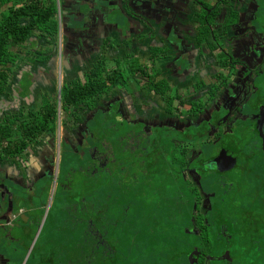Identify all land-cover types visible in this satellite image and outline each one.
I'll return each mask as SVG.
<instances>
[{"label": "flooded vegetation", "instance_id": "af4514ba", "mask_svg": "<svg viewBox=\"0 0 264 264\" xmlns=\"http://www.w3.org/2000/svg\"><path fill=\"white\" fill-rule=\"evenodd\" d=\"M59 4L58 41L52 35L36 39L34 49L20 48L16 86L35 95L39 121L45 99L58 113L56 131L38 141L42 154L33 168L34 181L48 180L50 194L51 228L47 236L41 227L38 264H71L65 252L77 238L91 247L78 251L112 264L121 253L118 237L127 238L132 225L144 251L151 253L149 234L171 241L175 264H264V0ZM116 9L129 18L126 28L115 21ZM134 39L149 46L151 58L136 49L131 57ZM107 50H125L128 57L113 61ZM137 62L128 93L120 69ZM75 90L89 99L66 106L65 93ZM124 124L137 126L122 133ZM113 134L130 141L122 144L126 162L110 153L119 143ZM66 152L74 165L65 164L71 163ZM163 179L166 189L157 185ZM141 206L163 208L166 216L158 220L144 211L149 222L138 221ZM125 218L132 222L122 227Z\"/></svg>", "mask_w": 264, "mask_h": 264}, {"label": "crops", "instance_id": "0c3cea01", "mask_svg": "<svg viewBox=\"0 0 264 264\" xmlns=\"http://www.w3.org/2000/svg\"><path fill=\"white\" fill-rule=\"evenodd\" d=\"M8 12L9 7L0 6V22ZM120 45H123L122 41ZM133 45L131 57L137 56L135 51H144L138 54L151 58V54L146 55L149 46L143 41L137 39ZM107 56L113 61L122 60L124 63L128 53L125 50L122 53L120 50H107ZM15 91L9 90L7 95L0 96V264H27L30 256L34 255L37 258L33 262L31 259L29 264H38V257L44 256L42 246L37 241L41 227H47V236L51 228L49 219L46 221L50 194L48 180L43 179L41 183L34 181L33 168L37 167L36 159L42 154V147L38 142L27 143L29 145L25 147V137L20 130L27 110L35 111V95L31 91ZM16 116L22 117V121L6 124L10 117ZM8 186L11 192L6 188ZM25 187L29 189L24 190ZM42 230L44 232V227ZM25 256H29L27 260ZM8 258H15L16 262H8Z\"/></svg>", "mask_w": 264, "mask_h": 264}, {"label": "trees", "instance_id": "16d2710c", "mask_svg": "<svg viewBox=\"0 0 264 264\" xmlns=\"http://www.w3.org/2000/svg\"><path fill=\"white\" fill-rule=\"evenodd\" d=\"M9 7V12L4 15L0 22V96L7 95L9 90L14 91L19 84V73L21 69L18 63L21 58L19 50L22 46L30 44L34 49L38 44L37 40L48 38L54 35L58 41L59 20L57 0H0V6ZM12 5V7H10ZM18 70V71H17ZM77 94L71 92L65 93L63 102L66 106L76 101V105L85 104L89 98H80V91L75 90ZM70 94V96H69ZM72 95L74 97H72ZM46 110L42 113V120L39 121V113L34 110H27L24 115V123L21 124V134L24 135L27 143H36L42 136L55 132L57 128V109L50 105V101L45 99ZM68 112V110H67ZM22 117H10L6 124H17L22 121ZM110 178V177H109ZM126 227L131 220L124 219ZM128 222V223H127ZM137 226L141 228V225ZM152 226V225H151ZM124 233L125 231H121ZM154 236L149 234L147 239ZM159 239V238H158ZM166 243H171L167 240ZM90 245L94 246L95 241H91ZM90 249L84 242L79 239L72 240V248H68L65 252V259L71 264H87L88 260L93 259L97 264L98 256L91 255L90 252L82 253L78 249ZM77 249V250H75ZM122 264H128L123 261Z\"/></svg>", "mask_w": 264, "mask_h": 264}, {"label": "rangeland", "instance_id": "374dc122", "mask_svg": "<svg viewBox=\"0 0 264 264\" xmlns=\"http://www.w3.org/2000/svg\"><path fill=\"white\" fill-rule=\"evenodd\" d=\"M139 65L140 64L137 62V64L135 66H133L131 69H128V70H125L123 68L120 69L119 76H120L122 84L126 87V91L128 93H130V90L127 88V85H129V83L131 81H135L134 80L135 74H136V70L138 69ZM26 91H27V88L22 89V93H26ZM131 96H132V94H131ZM118 121H120V119L117 120V122ZM129 125H136L137 126V124H124L123 126H121L122 133H124L126 130H128ZM137 129H140V127ZM107 130L111 131L110 129H106V131ZM106 133H108V132H106ZM119 134H121V133H119ZM119 138L120 137L118 135L113 134L112 140H113V142H117L119 140ZM94 140H96L95 136L93 138V141ZM123 142L128 145L130 141L128 138L123 137L119 140L118 144H115L114 146L109 147V150H110L111 155L114 157V159L120 158L126 162V159L128 158V155H129V151H128L127 147L126 148L123 147V145H122ZM65 157H68L71 160V163H65L66 165H74L75 157L70 152H66ZM86 163H87V160H86ZM76 166L78 168V163L76 164ZM110 175L111 176L116 175V170H114V172L110 173ZM74 176H75V179L73 180L74 181L73 184L74 185L79 184L81 181V179L79 178L80 172L77 174H74ZM155 182H157V180H155L154 182L151 181V185H154ZM87 183H89V181ZM157 185L162 186L163 189L168 188L167 180H164V179H163L162 183H157ZM172 190H174V189H172ZM76 191H77V189L74 188V191L67 193V195L71 196L72 193H74ZM56 194H58V192ZM153 204H155V202H154V199L152 198V200L149 204V208H151ZM118 205H119V203L115 204L112 207H116ZM148 209L141 206V207L137 208L135 210V213H134V208H132L130 211V214L132 215L134 213V215L138 221L143 220V221H148V222H149V219L148 220L146 219V213H154L155 218L158 220H161V219L165 218V216H166V211L163 208H158V209H153V210H148ZM139 211H141L140 216L138 213ZM144 211L145 212L147 211L145 213V215H144ZM59 221H61V220H59ZM133 228H134V225H132L131 234L128 235L127 238L122 237V236L118 237V245H117L118 247H116V249H119L117 251H121V253L119 254L118 258L114 259V263H112V264H122L123 258L125 257L124 254H126V253H127V257L129 259L128 264H170V263L175 264L176 255L174 257H172V254H171L172 252L169 251L170 247L174 248L173 244H166L164 241H161L160 239H158V237H153L152 239L147 240V248L151 251V253H149V252L143 250L144 240L139 239L137 236H134ZM57 231L65 232V230L63 228H61V227L57 228V226H56V233H57ZM159 231H160L159 229H156L155 234L158 235ZM65 234H66V232H65ZM125 240H127V247L124 248ZM194 241H195V244L198 243L197 238H194ZM242 244H244V241L240 240L238 246H241ZM123 249L125 250L124 252H122ZM26 257L28 259L29 256H26ZM102 264H106V263H102Z\"/></svg>", "mask_w": 264, "mask_h": 264}, {"label": "water", "instance_id": "95a60500", "mask_svg": "<svg viewBox=\"0 0 264 264\" xmlns=\"http://www.w3.org/2000/svg\"><path fill=\"white\" fill-rule=\"evenodd\" d=\"M58 7H60V4L59 3H58ZM115 12H116L115 21L117 22V24H119V25L121 24V26L123 28H126L127 25L130 23V20H129V18H127L126 13L123 10H117V9L115 10ZM116 26H118V25H116ZM134 40H137V39H134ZM17 91L18 90H16L15 92H17ZM6 188L8 189V191L11 192L10 186H8Z\"/></svg>", "mask_w": 264, "mask_h": 264}, {"label": "clouds", "instance_id": "9594fccd", "mask_svg": "<svg viewBox=\"0 0 264 264\" xmlns=\"http://www.w3.org/2000/svg\"><path fill=\"white\" fill-rule=\"evenodd\" d=\"M58 3H59V0H57V5H58ZM58 20H59V18H58Z\"/></svg>", "mask_w": 264, "mask_h": 264}]
</instances>
